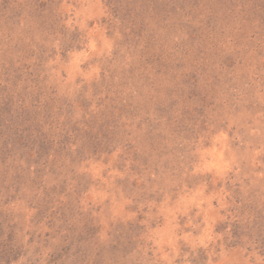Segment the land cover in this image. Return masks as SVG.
<instances>
[{"label":"rangeland","instance_id":"1","mask_svg":"<svg viewBox=\"0 0 264 264\" xmlns=\"http://www.w3.org/2000/svg\"><path fill=\"white\" fill-rule=\"evenodd\" d=\"M0 264H264V0H0Z\"/></svg>","mask_w":264,"mask_h":264}]
</instances>
